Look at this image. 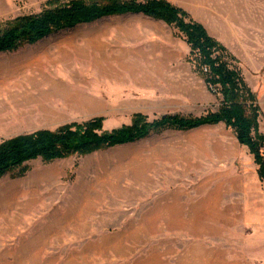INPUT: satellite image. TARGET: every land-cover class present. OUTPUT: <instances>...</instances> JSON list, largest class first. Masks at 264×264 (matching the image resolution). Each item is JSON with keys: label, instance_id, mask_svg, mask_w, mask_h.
Instances as JSON below:
<instances>
[{"label": "rangeland", "instance_id": "1", "mask_svg": "<svg viewBox=\"0 0 264 264\" xmlns=\"http://www.w3.org/2000/svg\"><path fill=\"white\" fill-rule=\"evenodd\" d=\"M46 1L0 0V27L38 13ZM167 1L234 59L227 57L257 95L264 136V0ZM144 16L104 17L0 53V143L98 117L111 130L136 113L152 121L216 112L217 85H207V71L196 69L184 36L169 24L189 48L184 62L199 86L173 80L151 94L138 90L151 85L98 82L92 65L142 47L139 38L153 27ZM257 168L224 122L29 160L0 178V264H264V183Z\"/></svg>", "mask_w": 264, "mask_h": 264}, {"label": "trees", "instance_id": "2", "mask_svg": "<svg viewBox=\"0 0 264 264\" xmlns=\"http://www.w3.org/2000/svg\"><path fill=\"white\" fill-rule=\"evenodd\" d=\"M123 14H142L161 20L184 36L196 69L207 71L204 74L207 85H217L221 94L218 110L202 117L166 114L152 121L136 113L131 123L111 130H104L103 119L98 117L66 124L55 131L19 136L0 143V178L36 158L51 161L74 153L89 154L134 142L167 128L187 130L224 122L233 129L239 143L248 147L258 165V177L264 183L261 151L264 136L258 133L261 110L256 93L247 87L240 69L228 62L227 57H232L225 48L201 24L191 20L186 11L167 0H47L38 13L17 16L0 27V53L15 51L77 25Z\"/></svg>", "mask_w": 264, "mask_h": 264}, {"label": "crops", "instance_id": "3", "mask_svg": "<svg viewBox=\"0 0 264 264\" xmlns=\"http://www.w3.org/2000/svg\"><path fill=\"white\" fill-rule=\"evenodd\" d=\"M144 17L153 23L151 30H148L153 36L148 34L143 38L140 37L139 41H143V43L140 42L142 47L135 48L133 56L125 55L118 58L113 56L106 65H92L98 72V82L105 85H112L114 82L121 85L129 84L131 87L151 85L150 88L138 89L151 94L165 92L164 86L175 83L173 80L189 87L199 86L200 82L184 62V57L189 50L188 46H184L180 40L176 41L173 36L174 29L165 22ZM105 72L116 74L118 78L114 80L108 75L101 76ZM133 90L124 88L121 91ZM101 91L98 90V92ZM195 219L198 217L196 216Z\"/></svg>", "mask_w": 264, "mask_h": 264}]
</instances>
